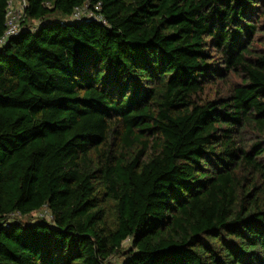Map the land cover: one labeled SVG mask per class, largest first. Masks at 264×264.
<instances>
[{"label":"trees","instance_id":"16d2710c","mask_svg":"<svg viewBox=\"0 0 264 264\" xmlns=\"http://www.w3.org/2000/svg\"><path fill=\"white\" fill-rule=\"evenodd\" d=\"M85 3L102 20L72 19ZM113 257L264 264V0H25L0 47V264Z\"/></svg>","mask_w":264,"mask_h":264},{"label":"built area","instance_id":"2783aa9c","mask_svg":"<svg viewBox=\"0 0 264 264\" xmlns=\"http://www.w3.org/2000/svg\"><path fill=\"white\" fill-rule=\"evenodd\" d=\"M12 1L13 0L8 1V9L6 13V28L3 34L0 36V47L7 41V39L11 35H16L19 31V18L21 17L22 8L25 5V0H18L21 8L20 11L17 12V14H13ZM93 9L98 10L99 5L98 4L94 5ZM93 9H90L87 3L75 7L71 15V18L75 20H81V19L102 20L99 15L95 14Z\"/></svg>","mask_w":264,"mask_h":264},{"label":"rangeland","instance_id":"374dc122","mask_svg":"<svg viewBox=\"0 0 264 264\" xmlns=\"http://www.w3.org/2000/svg\"><path fill=\"white\" fill-rule=\"evenodd\" d=\"M20 3L18 2V1H16V0H13L12 1V10H13V14H17V12L18 11H20ZM213 91L214 90H212V92L210 93V95H214L213 94ZM34 217H43V218H45V219H49V213H48V211H47V209H45V208H43V209H41L40 211H37V212H35V213H33L32 215H31V218H34ZM128 241H125L124 242V245L125 246H127V243ZM120 258L119 257H113L112 259H111V261H112V264H119L120 263Z\"/></svg>","mask_w":264,"mask_h":264}]
</instances>
